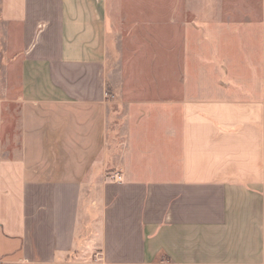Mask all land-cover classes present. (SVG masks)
<instances>
[{"label": "crops", "instance_id": "1", "mask_svg": "<svg viewBox=\"0 0 264 264\" xmlns=\"http://www.w3.org/2000/svg\"><path fill=\"white\" fill-rule=\"evenodd\" d=\"M1 75L0 264H264V0H0Z\"/></svg>", "mask_w": 264, "mask_h": 264}, {"label": "rangeland", "instance_id": "2", "mask_svg": "<svg viewBox=\"0 0 264 264\" xmlns=\"http://www.w3.org/2000/svg\"><path fill=\"white\" fill-rule=\"evenodd\" d=\"M120 22H108V24L110 25H114V26H116L117 24H119ZM116 63V62H115ZM114 62L112 63V67L114 68L113 70H115V68H116V70H117V65L115 64ZM115 70V71H116ZM1 80V82H4L5 83V77H4V75H1V78H0ZM7 81V80H6ZM13 93H15V92H13ZM0 97H10V92H6V90L5 91H0ZM112 100V99H111ZM13 110V109H12ZM14 114H15V111H14Z\"/></svg>", "mask_w": 264, "mask_h": 264}, {"label": "built area", "instance_id": "3", "mask_svg": "<svg viewBox=\"0 0 264 264\" xmlns=\"http://www.w3.org/2000/svg\"><path fill=\"white\" fill-rule=\"evenodd\" d=\"M111 179L116 180V181H119L121 179V176H120L119 172L114 173L111 176Z\"/></svg>", "mask_w": 264, "mask_h": 264}]
</instances>
